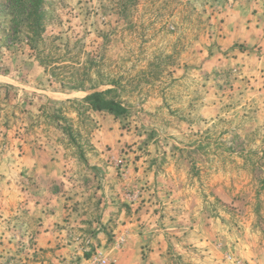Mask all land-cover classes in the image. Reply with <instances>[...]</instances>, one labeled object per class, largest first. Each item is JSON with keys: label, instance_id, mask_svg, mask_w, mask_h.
I'll return each instance as SVG.
<instances>
[{"label": "rangeland", "instance_id": "rangeland-1", "mask_svg": "<svg viewBox=\"0 0 264 264\" xmlns=\"http://www.w3.org/2000/svg\"><path fill=\"white\" fill-rule=\"evenodd\" d=\"M10 2L0 264H264V0Z\"/></svg>", "mask_w": 264, "mask_h": 264}, {"label": "trees", "instance_id": "trees-1", "mask_svg": "<svg viewBox=\"0 0 264 264\" xmlns=\"http://www.w3.org/2000/svg\"><path fill=\"white\" fill-rule=\"evenodd\" d=\"M7 11L13 16L15 33L27 31V41L31 49H39V41L44 27V15L41 11V0H10ZM106 91H94L87 94L84 101L93 110H106L115 115H122L127 108L120 102L105 96Z\"/></svg>", "mask_w": 264, "mask_h": 264}]
</instances>
